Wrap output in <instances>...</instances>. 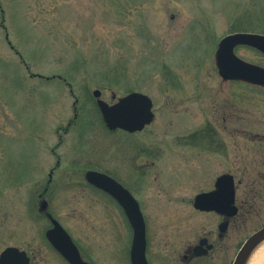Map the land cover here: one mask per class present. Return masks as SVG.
I'll use <instances>...</instances> for the list:
<instances>
[{"label":"rangeland","instance_id":"374dc122","mask_svg":"<svg viewBox=\"0 0 264 264\" xmlns=\"http://www.w3.org/2000/svg\"><path fill=\"white\" fill-rule=\"evenodd\" d=\"M237 32L264 35V0H0V252L13 246L29 264H65L45 242L49 216L86 260L127 264L129 242L121 227L110 232L105 200L65 178L80 180L97 166L134 188L151 257L183 234L215 228L189 201L216 176L232 174L236 196L250 204L228 230L232 261L264 226V88L222 80L215 62L218 42ZM234 53L264 67L255 49ZM94 89L107 103L147 95L153 121L134 134L108 131ZM212 113L224 150L185 142ZM120 158L126 166L114 169ZM180 224L191 226L179 232Z\"/></svg>","mask_w":264,"mask_h":264},{"label":"water","instance_id":"95a60500","mask_svg":"<svg viewBox=\"0 0 264 264\" xmlns=\"http://www.w3.org/2000/svg\"><path fill=\"white\" fill-rule=\"evenodd\" d=\"M237 46H247L264 54V35L237 32L224 36L217 45L215 62L218 75L222 80H237L264 88V67L246 62L234 53ZM95 105L105 127L110 130H122L128 133L139 132L154 118L151 99L139 92H130L114 103L108 104L100 98V91H92ZM85 179L93 186L110 194L122 207L132 228L130 246L131 264H147L145 259V224L137 201L134 197L104 173L89 170ZM234 204V186L230 174L217 177L214 189L195 195L193 207L201 211L214 210L232 216L236 213ZM45 202L41 203L44 209ZM224 225L219 229L224 231ZM50 246L68 264H88L80 258L79 252L63 227L51 219V227L45 232ZM264 240V226L250 234L238 249L232 264H245L252 250ZM26 253L16 247L8 246L0 252V264H28Z\"/></svg>","mask_w":264,"mask_h":264},{"label":"flooded vegetation","instance_id":"af4514ba","mask_svg":"<svg viewBox=\"0 0 264 264\" xmlns=\"http://www.w3.org/2000/svg\"><path fill=\"white\" fill-rule=\"evenodd\" d=\"M100 91V90H99ZM100 98H101V91H100ZM94 103H95V98H93ZM102 99V98H101ZM103 100V99H102ZM116 101V100H115ZM114 101V102H115ZM113 102V103H114ZM108 104H112V103H108ZM75 111H74V115H73V119L68 120L66 125L61 127L64 128L63 129V133H66L69 128L72 127L74 123V118H75ZM213 113L211 114V116L209 115L204 124L200 127H198L197 129H195L193 132H191L188 136H186L187 138H183V140H185V142H187V139L189 141H191V138L189 137L190 135H192L195 132H204L206 134L207 137V141L208 144L210 145L212 144H216L214 145L216 147V149H221L224 150V142L221 139V137L219 136V132L217 127L215 126V123L213 122ZM217 121V120H216ZM215 121V122H216ZM118 130V129H117ZM114 130V131H117ZM143 130V129H142ZM141 130V131H142ZM122 131V130H120ZM113 132V131H111ZM125 132V131H123ZM127 133V132H126ZM136 133V132H135ZM130 134V133H128ZM134 134V133H132ZM58 144H60L62 142V138L61 135L58 134ZM211 146V145H210ZM211 149V148H210ZM51 154L54 155V149H51ZM98 164H100L99 162H97ZM125 161L123 159H118V160H114L112 162V166L114 169L117 170H121L120 167H125L126 165ZM264 164V163H263ZM59 166V160L56 161L55 167ZM54 169V168H53ZM53 169L49 170L48 173V182L47 185L49 184V182L51 181L52 178V173H53ZM89 170L92 171H96L99 173H104L106 175H108L109 177L113 178L116 182H118L120 185H122L123 188H125L133 197V193H135L134 188L127 184L126 182L122 181V179H120L119 176H117V171L116 174L114 172H110L108 170H104L101 169L97 166H94L92 168H88L86 170H84L80 180H76V178H78V176H68L65 177L70 183H81V187L83 188H89L92 191H94L95 193L98 194V196H100L101 198H103L105 200V202H103V206L101 207V213L102 215H104V219L108 222V224L112 225V229H111V233L116 231V226L121 227V231L122 234H124L125 240L126 242H129V248H128V252H127V259L125 262H127V264H131L130 261V246H131V242H132V228L128 222V219L122 209V207L118 204V202L115 200V198H113L110 194H108L107 192L93 186L92 184H90L86 179H85V173ZM222 174H230V173H222ZM220 174V175H222ZM220 175L216 176L211 184V187H209L208 189L198 192L195 195L199 194V193H203V192H209L212 191L214 189V184L215 181L217 179V177H219ZM232 176L233 179V186H234V206L236 207V213L232 216H227L225 215V213H218L214 210L211 211H201L198 209H195L193 207V201H194V197L191 199V201H189V203L191 204L192 209L194 210V212L198 213V214H210L212 216V218L215 220V228L214 229H208L206 232H202L199 236H197L196 238H189L191 235V233L188 234H183L184 237H187L185 239H176L175 244H170L167 246V251L166 254H156L154 255V257L149 255V240H148V234L146 231V217L143 215V213L141 212V208L139 206V202L136 200V198L134 197V199L137 201L140 212L142 214L143 220H144V224H145V259H146V263L147 264H232V261H229L227 259V236H228V230L230 225H232V222L234 220H236V218L239 216V214H243V211H246L245 209H248V207L250 206L249 203V198L245 199L244 201L239 200V198L236 196V183L234 180V177L232 174H230ZM80 177V176H79ZM131 179V177H129ZM143 178H145L144 175H140L135 177L134 179V185L139 187L140 189L143 188ZM237 183H239L237 181ZM260 183V182H259ZM260 185V184H259ZM46 189L42 192L45 193ZM246 198V196H244ZM48 221H50V227H51V218L48 216ZM221 224H225L224 225V231H220L219 227ZM238 224V223H237ZM181 228H177V230L180 232H185L187 230H189L190 228V224H180L179 225ZM49 227V228H50ZM47 228V229H49ZM188 228V229H186ZM46 229V230H47ZM45 230V232H46ZM256 231V230H255ZM45 232H44V236H45ZM190 232V231H189ZM254 232V231H253ZM179 234V233H178ZM249 236V235H248ZM247 236V237H248ZM180 237H182L180 235ZM246 237V238H247ZM245 238V239H246ZM45 239V238H44ZM113 240H115V237H112ZM244 239V240H245ZM244 240L238 245L237 247V251L240 248V246L242 245V243L244 242ZM47 245L62 259V261L65 264H68L50 245L49 243L46 241ZM73 242V241H72ZM75 245V244H74ZM80 258L82 259V261L88 263V264H93L92 262H90L89 260H86L85 256L81 253V250H79V248L76 246ZM235 251V252H237ZM26 253V252H25ZM154 253H156L154 251ZM236 254V253H235ZM29 261L28 264L30 263V257L28 256V254L26 253ZM235 257V256H234Z\"/></svg>","mask_w":264,"mask_h":264},{"label":"bare ground","instance_id":"6f19581e","mask_svg":"<svg viewBox=\"0 0 264 264\" xmlns=\"http://www.w3.org/2000/svg\"><path fill=\"white\" fill-rule=\"evenodd\" d=\"M98 116H99V119H100L101 123L105 127V125H104V123H103V121L101 119V116L99 114V111H98ZM133 133H135V132H133ZM130 134H132V133H130ZM245 264H264V240L261 243H259L252 250V252L250 253L248 259L245 262Z\"/></svg>","mask_w":264,"mask_h":264},{"label":"trees","instance_id":"16d2710c","mask_svg":"<svg viewBox=\"0 0 264 264\" xmlns=\"http://www.w3.org/2000/svg\"><path fill=\"white\" fill-rule=\"evenodd\" d=\"M96 110H97V108H96ZM97 112H98V110H97ZM189 137L191 138L190 142H192V139L194 141L197 140V139L198 140H207L206 134L204 132H200V131L193 133Z\"/></svg>","mask_w":264,"mask_h":264}]
</instances>
